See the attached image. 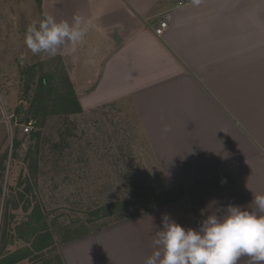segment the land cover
Segmentation results:
<instances>
[{
  "label": "crops",
  "instance_id": "crops-1",
  "mask_svg": "<svg viewBox=\"0 0 264 264\" xmlns=\"http://www.w3.org/2000/svg\"><path fill=\"white\" fill-rule=\"evenodd\" d=\"M39 10L85 18L84 42L58 54L81 109L130 102L162 191H184L63 245L61 264H144L164 214L196 228L212 201L246 207L264 193V0H41Z\"/></svg>",
  "mask_w": 264,
  "mask_h": 264
},
{
  "label": "rangeland",
  "instance_id": "rangeland-1",
  "mask_svg": "<svg viewBox=\"0 0 264 264\" xmlns=\"http://www.w3.org/2000/svg\"><path fill=\"white\" fill-rule=\"evenodd\" d=\"M40 16L38 0H0V254L26 245L15 240V229L27 216L24 208L38 204L46 213L54 245L45 260L37 262L60 264L55 257L63 245L81 236H98L146 212L152 196L164 187L128 101L76 115L50 114L38 144L30 141L36 128L29 107L39 77L51 74L52 88L65 92L68 87L58 55H33L24 44L26 26ZM50 97L44 95L51 108L62 113L60 103ZM27 118L31 129L25 133ZM29 150L36 170L29 169ZM119 200L130 204L104 218L91 215Z\"/></svg>",
  "mask_w": 264,
  "mask_h": 264
},
{
  "label": "clouds",
  "instance_id": "clouds-1",
  "mask_svg": "<svg viewBox=\"0 0 264 264\" xmlns=\"http://www.w3.org/2000/svg\"><path fill=\"white\" fill-rule=\"evenodd\" d=\"M86 30V20L79 13L69 21L44 12L26 26L24 44L33 55L54 58L63 47L75 49L82 44ZM98 53L97 48L89 50L90 63ZM169 131L164 125L162 132ZM215 204L212 201L201 210L204 218L196 228H185L164 214L155 232V250L144 264H238L241 257H248L249 264H264V193H253L246 207L215 208Z\"/></svg>",
  "mask_w": 264,
  "mask_h": 264
},
{
  "label": "trees",
  "instance_id": "trees-1",
  "mask_svg": "<svg viewBox=\"0 0 264 264\" xmlns=\"http://www.w3.org/2000/svg\"><path fill=\"white\" fill-rule=\"evenodd\" d=\"M40 5L41 0H38V6L40 7ZM64 77L65 83L68 86L65 92L63 91V88L51 87L52 81L54 80V77L51 74H42L37 81L36 88L33 90V98L29 107V114H31L32 119L35 121L34 125L36 130H34L33 133L31 132L29 138L30 141L34 140L36 145L38 144L40 129L43 128L45 123L44 121L48 115L62 114L67 116L83 113V110L79 105L77 97L66 74H64ZM60 89H62V91ZM44 95H50L52 98L54 96V101L57 100L63 108L62 113L57 111L55 112V110L51 108L52 105H50L51 103H49V100L44 99ZM25 123H28V118L25 119ZM29 154V159L27 156L29 169L31 170L33 167V170H36V158H34V154L31 153V150H29ZM152 197L153 198L151 199L150 204L148 201L144 202L145 204H149V206L146 208V211H150L179 199H183L184 191L182 187H177L162 191ZM129 202L130 200H119L112 202L94 210L91 212V215H95L96 218L99 219L107 217L111 215L110 213L112 210H118L121 206L129 205ZM24 210L27 212V216L21 224L16 226L15 240L23 241L26 243V245L17 248L13 252L4 254L1 253L0 264H17L23 260H27L29 264H33L38 263L40 259L41 261L39 263H41L45 260H42V258L46 257V252L50 251L49 248L54 245L53 234L48 225L46 213L43 211L42 207H40L38 204H35L34 206L29 204L24 208ZM55 259L59 260L60 264L62 263L59 255L56 256ZM45 263L46 262H44V264Z\"/></svg>",
  "mask_w": 264,
  "mask_h": 264
},
{
  "label": "built area",
  "instance_id": "built-area-1",
  "mask_svg": "<svg viewBox=\"0 0 264 264\" xmlns=\"http://www.w3.org/2000/svg\"><path fill=\"white\" fill-rule=\"evenodd\" d=\"M167 28V23L163 20L159 23L158 27L155 28L154 30V33L156 36H162L164 31L166 30ZM29 129H31V122H28L26 125H25V129H24V132L25 133H28L29 132Z\"/></svg>",
  "mask_w": 264,
  "mask_h": 264
}]
</instances>
